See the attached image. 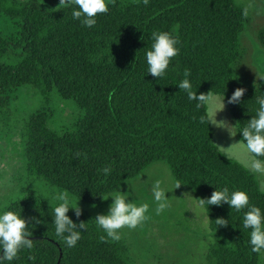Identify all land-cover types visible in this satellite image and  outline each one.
Listing matches in <instances>:
<instances>
[{
    "label": "trees",
    "instance_id": "obj_1",
    "mask_svg": "<svg viewBox=\"0 0 264 264\" xmlns=\"http://www.w3.org/2000/svg\"><path fill=\"white\" fill-rule=\"evenodd\" d=\"M71 11L50 0H0V16L11 26L0 29V134L15 132L22 147V165L12 186L0 191V207L22 210L34 245L12 264H138L124 236L108 238L83 210L68 215L86 230L75 247L63 246L48 211L59 191L99 204L158 161L198 201L227 186L247 191L250 202L264 208L259 177L225 155L212 124L200 121L207 107L197 109L176 85L189 69L198 94H224L236 131L247 123L255 95L264 91V77L248 87L233 75L245 54L247 8L236 0H111L91 28ZM156 30L179 40V53L160 79L147 74L144 60ZM258 38L264 54V28ZM238 87L245 88L241 102L228 103ZM25 93L37 106L22 116ZM105 166L112 169L107 177L98 171ZM204 207L206 264H264V255L251 251L248 230L240 228L242 213L227 203ZM33 216L45 223L31 228ZM218 217L228 225L217 226Z\"/></svg>",
    "mask_w": 264,
    "mask_h": 264
},
{
    "label": "clouds",
    "instance_id": "obj_2",
    "mask_svg": "<svg viewBox=\"0 0 264 264\" xmlns=\"http://www.w3.org/2000/svg\"><path fill=\"white\" fill-rule=\"evenodd\" d=\"M110 2L111 0H60L59 5L70 7L72 18L79 20L81 25L91 28L96 24L99 14L108 12ZM144 3L147 4L148 0H144ZM150 38V48L144 53L146 72L160 79L165 76L169 70L170 62L179 53V40L168 31L163 30L151 32ZM182 75L183 78L176 83L179 89L185 93L189 101H195L197 109L203 106L207 107L206 113L200 117L201 123L227 128L230 135L233 136L237 133L242 135V139L235 143L239 151L228 152L225 155L229 159H236L254 175L264 177V91L261 95H255L257 107L254 114L243 127L234 133V125L216 119L217 112L224 108V94L222 98L208 93L198 94V91H194L190 70L185 69ZM259 77H264V75ZM244 92L245 88H236L228 98V103H240ZM221 104L223 107H219ZM98 171H102L107 177L111 174L112 169L110 166H105ZM180 184L179 181H176L175 188ZM150 190L151 196L156 202L155 212L160 214L169 206L166 196L168 190L162 187L161 181L158 179L152 182ZM261 191H264V186L261 187ZM100 196L104 198L103 195ZM128 196L127 192H109L107 198L111 197L112 201L107 213H100L94 217L96 227L112 240H120L122 229H136L147 219L148 204L137 205L129 200ZM53 199L56 201L55 206L51 207L48 213L52 217L51 224L54 226V235L63 246L69 249L73 248L81 239V233L86 230V225L84 222H75L68 212L72 209L78 217L81 214V208L78 201L71 200L65 191L57 192ZM225 203L229 205L231 211L242 213L240 228L242 231L248 230V244L251 251L258 255H264V208L250 202L247 191L230 190L227 186L219 189L215 187L208 198H202L199 201L201 206H206L208 209L209 206H222ZM40 212L41 215H44L41 209ZM21 213L22 210L17 211L7 205L0 207V264H12L18 259L22 250H31L34 247L33 239L29 238L32 235L29 220ZM40 223H45V220L36 216L31 217V228H35ZM215 223L217 226H227L229 220L218 217Z\"/></svg>",
    "mask_w": 264,
    "mask_h": 264
},
{
    "label": "rangeland",
    "instance_id": "obj_3",
    "mask_svg": "<svg viewBox=\"0 0 264 264\" xmlns=\"http://www.w3.org/2000/svg\"><path fill=\"white\" fill-rule=\"evenodd\" d=\"M50 2L59 6L60 0ZM236 2L247 8L251 21L241 35L245 54L242 60L233 66V75L246 86L256 87L257 83L261 84L263 77L259 76L264 72V54L258 38V32L264 28V0ZM0 29L11 30L9 21L1 16ZM210 95L223 97L217 94ZM20 100L22 102L19 110L22 116H26L37 106V101L31 94H23ZM216 119L234 125L233 132H236L235 120L225 98L224 108L217 112ZM212 126L214 141L224 153L239 151L235 144L240 141L237 134L233 136L227 128L217 127L215 124ZM21 149L20 139L15 132L0 134V191L12 186L15 175L22 165ZM258 177L261 187L264 186V177ZM157 179L161 181L162 187L168 190L166 196L169 206L160 214L155 212L156 202L150 190L152 182ZM176 181L169 165L164 161H158L149 165L139 176L124 183L122 192H127L129 200L137 205L147 203L149 206L147 219L141 225L136 229L121 230V235L131 245L138 264H206L205 255L210 240L206 209L184 185L180 184L175 188ZM111 201L112 198L109 197L99 204L80 202L78 204L81 210L95 217L97 214L107 213Z\"/></svg>",
    "mask_w": 264,
    "mask_h": 264
}]
</instances>
